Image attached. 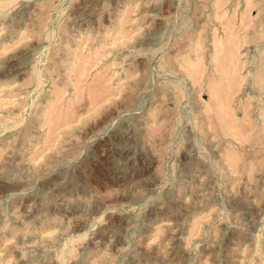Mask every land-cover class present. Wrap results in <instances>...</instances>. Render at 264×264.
Listing matches in <instances>:
<instances>
[{"label": "rangeland", "instance_id": "1", "mask_svg": "<svg viewBox=\"0 0 264 264\" xmlns=\"http://www.w3.org/2000/svg\"><path fill=\"white\" fill-rule=\"evenodd\" d=\"M0 264H264V0H0Z\"/></svg>", "mask_w": 264, "mask_h": 264}, {"label": "bare ground", "instance_id": "2", "mask_svg": "<svg viewBox=\"0 0 264 264\" xmlns=\"http://www.w3.org/2000/svg\"><path fill=\"white\" fill-rule=\"evenodd\" d=\"M249 129H244L243 130V136H244V138H245V136L247 137V138H249L250 137V134H249ZM244 133H246V135L244 134ZM246 139V138H245ZM251 140V139H250ZM246 142H248L250 145L249 146H251L253 143H254V140L253 141H250L249 142V140H247ZM256 143H257V141H256ZM258 144V143H257Z\"/></svg>", "mask_w": 264, "mask_h": 264}]
</instances>
